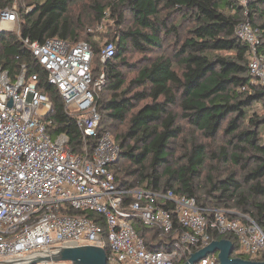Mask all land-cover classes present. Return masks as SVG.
I'll use <instances>...</instances> for the list:
<instances>
[{"label":"trees","instance_id":"obj_1","mask_svg":"<svg viewBox=\"0 0 264 264\" xmlns=\"http://www.w3.org/2000/svg\"><path fill=\"white\" fill-rule=\"evenodd\" d=\"M22 1L0 0V12L16 4L20 15V34L0 32V66L12 78L22 72V65L28 77L38 75V89L52 104L53 137L64 133L73 153L83 151L77 116L65 109L47 70L19 36L39 43L59 38L92 45L94 78L104 72L106 82L96 95L101 121L89 148L93 150L105 131L112 133L120 154L110 169L119 187L172 190L195 197L203 207L249 214L264 230V113L250 112L257 102L264 108V87L252 83L250 46L237 34L238 25L249 21L264 53V22H257L264 0H87L93 22L109 15L115 23L111 40L104 44L86 31L83 14L76 17L78 0H33L25 7ZM108 43L115 50L103 62L101 53ZM132 52L142 54L143 62L131 61ZM125 68L136 74L128 79ZM180 139V155L172 164V148ZM68 212L77 213L72 208ZM100 221L105 228L104 218ZM133 223L150 249L175 247V235L165 237L160 228L139 219ZM220 239H230L237 247L233 235L212 234V240ZM197 250L191 248L177 264L186 263ZM106 251L109 254L108 247ZM252 259L264 261V253Z\"/></svg>","mask_w":264,"mask_h":264},{"label":"built area","instance_id":"obj_2","mask_svg":"<svg viewBox=\"0 0 264 264\" xmlns=\"http://www.w3.org/2000/svg\"><path fill=\"white\" fill-rule=\"evenodd\" d=\"M240 1L247 4L250 0ZM18 19L16 4L2 10L0 32L20 34ZM237 34L250 46L252 83L264 87V53L259 50L257 30L243 21ZM19 39L47 70V79L58 88L65 109L77 116L85 145L76 154L66 134L52 136V104L38 89L37 74L28 77L22 65V72L12 78L0 66V260L60 245H96L109 248L108 264H177L191 248L200 250L213 241V233L237 239L232 257L252 259L264 253V230L249 214L203 207L195 197L172 190L119 187L110 169L120 154L112 133L105 131L93 150L89 148V139L99 135L101 121L97 91L106 82L104 72L94 78L92 45L59 38L44 43ZM114 50L113 43L106 44L101 60L107 61ZM129 195L134 201H128ZM69 208L77 213L68 212ZM89 212L100 217H91ZM135 219L160 228L165 237L175 235V247L150 249L136 230ZM197 264H221L218 252Z\"/></svg>","mask_w":264,"mask_h":264},{"label":"water","instance_id":"obj_3","mask_svg":"<svg viewBox=\"0 0 264 264\" xmlns=\"http://www.w3.org/2000/svg\"><path fill=\"white\" fill-rule=\"evenodd\" d=\"M12 102H10V106ZM235 244L230 239L213 240L191 254L184 264H197L202 258L218 252L221 264H264V261L232 257ZM70 261L72 264H108L104 247L96 245H60L40 249L24 256L0 260V264H35L38 262Z\"/></svg>","mask_w":264,"mask_h":264},{"label":"rangeland","instance_id":"obj_4","mask_svg":"<svg viewBox=\"0 0 264 264\" xmlns=\"http://www.w3.org/2000/svg\"><path fill=\"white\" fill-rule=\"evenodd\" d=\"M31 1H33V0L22 1V7H25L27 5V3L31 2ZM78 2L79 3H78V6H77V9H76V17L80 13L83 14L86 31L89 34H91V37L93 38V40L100 41L101 44H104L106 41H110L111 38H112L111 37V35H112L111 31L112 30L110 28L115 25L112 17L108 15L106 20H104L102 22H99V23H95V22H93L94 12H93V10L90 7V3L91 2L87 1V0H78ZM18 5L21 6V1L18 3ZM73 7H74V5L72 6V8ZM260 9L262 10V12L264 14V4L260 5ZM125 15H126L127 22L131 23L133 18L130 15V13L126 11ZM262 15L259 14V13L257 14V22L258 23H263L264 22V17ZM19 20H20V15H19V19H18V21L16 23L17 28L20 25ZM82 40H85V39H82ZM169 49H170L169 51H171L172 48H169ZM143 57L144 56L142 54H139L137 52H132V53L129 54V59L131 61H136V62L140 61V63L143 62ZM140 65H142V64H140ZM124 71L127 72L128 79L132 78L136 74V71L130 70V69H127V68H125ZM100 90L101 89H98L97 94L100 93ZM143 103L144 102H141L140 105L143 104ZM254 111H256V112H258L260 114L264 113V108L262 106V102L254 103L251 106L250 112H254ZM121 129H123L122 125L119 127L118 131L121 130ZM260 133H261V139L264 142V125L261 127ZM182 143H183V140L180 139L178 141L177 146L176 147L174 146V148H172V151H174V153L176 154L171 159L172 164H175V161L177 160V156L180 155L179 147H181Z\"/></svg>","mask_w":264,"mask_h":264}]
</instances>
